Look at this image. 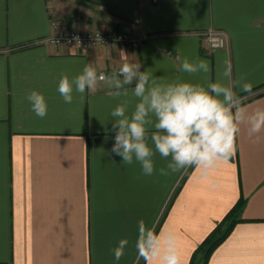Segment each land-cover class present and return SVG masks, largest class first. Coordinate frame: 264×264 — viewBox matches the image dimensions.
I'll use <instances>...</instances> for the list:
<instances>
[{
	"label": "crops",
	"instance_id": "obj_1",
	"mask_svg": "<svg viewBox=\"0 0 264 264\" xmlns=\"http://www.w3.org/2000/svg\"><path fill=\"white\" fill-rule=\"evenodd\" d=\"M53 21L65 31H119L137 45L55 46L46 41ZM210 28L226 32L225 48H205ZM120 50L157 83L220 82L242 105L264 107V0H0V264H137L140 220L175 232L190 264L241 196L242 220L207 264H264V132L250 137L241 126L235 155L207 178L192 167L160 175L170 158L158 153L145 176L138 162L122 164L111 152V112L126 103L131 114L135 81L127 96L98 82L63 101L62 74L72 80L89 63L110 74L124 62ZM177 56L203 59L209 71L185 73ZM32 91L44 96V118L31 109ZM122 238L129 244L116 261L111 250Z\"/></svg>",
	"mask_w": 264,
	"mask_h": 264
},
{
	"label": "clouds",
	"instance_id": "obj_2",
	"mask_svg": "<svg viewBox=\"0 0 264 264\" xmlns=\"http://www.w3.org/2000/svg\"><path fill=\"white\" fill-rule=\"evenodd\" d=\"M119 55L124 62L110 74L97 73L92 63L72 80L62 74L58 92L66 104H71L74 89L83 94L86 89L95 91L98 82H106L114 89L108 94L120 97L128 95L125 86L135 81L132 92L138 102L131 114H126V103L111 112V131L115 134L111 152L122 158V164L131 165L135 160L142 174L151 176L155 171L153 157L158 153L163 159L170 158L167 170L159 169L160 175L192 167L207 178L235 155L241 126L247 127L250 137L264 132V107L242 105L230 85L214 82L205 88L191 82L157 83L147 71L140 70V63L129 62L124 50H120ZM177 60L180 70L190 75L209 71L203 59L190 61L177 56ZM223 75L230 80L231 65ZM240 86L243 92L252 93L253 85L245 82L244 77H241ZM27 100L36 116L44 118L47 115L42 94L32 91ZM128 244V239L122 238L111 250L116 261L124 257ZM135 250L137 264L140 260L144 264H183L177 234L164 228L157 232L143 220L138 222Z\"/></svg>",
	"mask_w": 264,
	"mask_h": 264
},
{
	"label": "built area",
	"instance_id": "obj_3",
	"mask_svg": "<svg viewBox=\"0 0 264 264\" xmlns=\"http://www.w3.org/2000/svg\"><path fill=\"white\" fill-rule=\"evenodd\" d=\"M52 25L57 31L54 35L47 38L46 41L55 46L65 45L86 50L95 46L111 44L125 45L129 47H135L137 45L136 40L131 38L128 34L119 31H65L59 29L55 21L52 22ZM202 37L205 48L210 52H215L227 46L228 37L223 30L210 28L202 33Z\"/></svg>",
	"mask_w": 264,
	"mask_h": 264
},
{
	"label": "trees",
	"instance_id": "obj_4",
	"mask_svg": "<svg viewBox=\"0 0 264 264\" xmlns=\"http://www.w3.org/2000/svg\"><path fill=\"white\" fill-rule=\"evenodd\" d=\"M32 44L17 46L15 49H21ZM246 201L241 196L237 203L231 208L226 216L215 226L203 242L197 247L192 255L190 264H207L214 249L230 234L236 223L241 221V213Z\"/></svg>",
	"mask_w": 264,
	"mask_h": 264
}]
</instances>
